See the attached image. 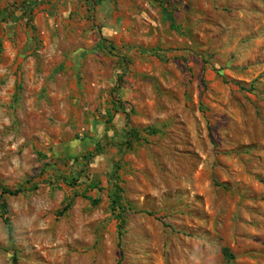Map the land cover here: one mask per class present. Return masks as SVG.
<instances>
[{
    "label": "rangeland",
    "instance_id": "1",
    "mask_svg": "<svg viewBox=\"0 0 264 264\" xmlns=\"http://www.w3.org/2000/svg\"><path fill=\"white\" fill-rule=\"evenodd\" d=\"M0 41V264H264V0H0Z\"/></svg>",
    "mask_w": 264,
    "mask_h": 264
},
{
    "label": "trees",
    "instance_id": "2",
    "mask_svg": "<svg viewBox=\"0 0 264 264\" xmlns=\"http://www.w3.org/2000/svg\"><path fill=\"white\" fill-rule=\"evenodd\" d=\"M1 54H2V44L0 41V62H1ZM150 133L155 134L154 131H150ZM128 136H129V141H128V143H126V146H129V147L131 146V142H132L130 140H134L137 142L140 138L139 132L136 130H130L128 133ZM94 188H96V187H94ZM0 191H1L0 192V198H3L4 196H14L15 197V196L25 192V189L23 187H19V188L15 189L14 191H9V190L3 188V189H0ZM120 192L121 191H120L119 187L115 186V189H114L112 195L110 196V201H111V207H112L113 211L118 212L117 220L120 223H123L122 215L125 213L126 208L123 207L120 203L121 202V196L119 195ZM81 197L90 201V203L94 206L99 204V200H92L89 196L81 195ZM72 203H73L72 199L65 201L62 209L58 213V217L64 216L71 209ZM1 206H2L3 224L5 225L6 230H7L8 243L10 244V247L12 248V250H15L14 230H13L12 224L10 223L9 218L7 217V205L3 201ZM149 215H151V214L149 213ZM223 252H224L225 257H227L228 259H232V256L228 254V251L226 249H224ZM12 261H13V264H15L17 262V253L13 254Z\"/></svg>",
    "mask_w": 264,
    "mask_h": 264
},
{
    "label": "crops",
    "instance_id": "3",
    "mask_svg": "<svg viewBox=\"0 0 264 264\" xmlns=\"http://www.w3.org/2000/svg\"><path fill=\"white\" fill-rule=\"evenodd\" d=\"M48 23H50L49 20H48ZM114 28H117V26H114ZM107 31L108 30H105V29L103 30L102 35L99 37V40L95 44L94 50L96 49V51L98 53H105L107 46H111L110 38L113 35H110L109 33H107ZM49 34H50V38H51V36L54 35L51 32ZM87 57H89V54L87 53V51H85L83 48H75L71 51L68 60H69V62H72L74 64H78V63H82L83 60Z\"/></svg>",
    "mask_w": 264,
    "mask_h": 264
}]
</instances>
